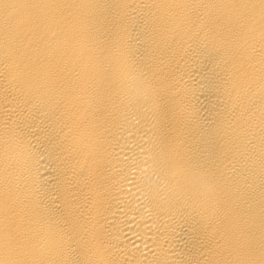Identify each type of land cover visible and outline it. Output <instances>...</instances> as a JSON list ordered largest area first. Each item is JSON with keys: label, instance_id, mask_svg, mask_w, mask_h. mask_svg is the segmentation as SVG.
Instances as JSON below:
<instances>
[{"label": "bare ground", "instance_id": "1", "mask_svg": "<svg viewBox=\"0 0 264 264\" xmlns=\"http://www.w3.org/2000/svg\"><path fill=\"white\" fill-rule=\"evenodd\" d=\"M0 264H264V0H0Z\"/></svg>", "mask_w": 264, "mask_h": 264}, {"label": "clouds", "instance_id": "2", "mask_svg": "<svg viewBox=\"0 0 264 264\" xmlns=\"http://www.w3.org/2000/svg\"><path fill=\"white\" fill-rule=\"evenodd\" d=\"M139 91V90H138Z\"/></svg>", "mask_w": 264, "mask_h": 264}]
</instances>
